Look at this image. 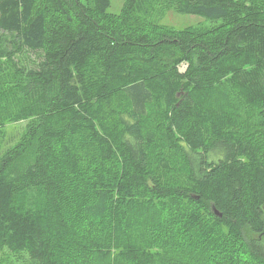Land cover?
<instances>
[{
	"label": "trees",
	"instance_id": "16d2710c",
	"mask_svg": "<svg viewBox=\"0 0 264 264\" xmlns=\"http://www.w3.org/2000/svg\"><path fill=\"white\" fill-rule=\"evenodd\" d=\"M173 1L182 14L230 24L214 36L139 29L148 4ZM126 2L123 30L103 21L111 0H0V86L12 52L45 53L14 88L15 116L37 119L0 163V252L26 254L32 264H99L108 242L117 241L104 229L112 211L144 217L174 202L186 205L181 222L195 226L188 240L214 235L209 254L196 249L207 253L206 264H264V138L256 141L240 114L214 104L221 88L239 92L264 133V10L239 0ZM170 51L188 63L184 74L156 65ZM96 61L98 76L85 71ZM111 88L121 98L109 105ZM154 103L160 119L152 128ZM159 126L171 139L168 158L152 151L163 141ZM79 138L83 145L93 140L92 153L75 145ZM94 165L99 180L88 178ZM121 165L125 177L112 180ZM22 192L38 199H20ZM126 236L117 248L126 264H156L148 243Z\"/></svg>",
	"mask_w": 264,
	"mask_h": 264
},
{
	"label": "rangeland",
	"instance_id": "374dc122",
	"mask_svg": "<svg viewBox=\"0 0 264 264\" xmlns=\"http://www.w3.org/2000/svg\"><path fill=\"white\" fill-rule=\"evenodd\" d=\"M83 1L87 5H92V0ZM239 1L242 3V5H251L250 8H253V10L257 11L258 13L264 10V0ZM40 6H43V2L39 3L38 7ZM126 8V0H111V7L108 10L106 18H103V21L109 24V28H122L124 30L122 27V22ZM139 15V29L153 36L157 34L178 36L189 33L206 34L207 36L212 34L211 36H214L224 28H227L230 24V21L227 20L212 21L204 19L200 16L182 14L177 10L175 1L169 2L165 7L157 4H148V6H146L145 12H141ZM10 55L12 67L1 82L3 84L0 86V163L9 149L18 146L22 140L23 142L25 141L28 133L30 132L32 124L35 123L37 119V117L32 118L25 116L19 113V111L17 112L19 117L15 116V107L18 103V99L15 96L14 88L16 85L17 90L19 83L22 81L20 73H23L26 70L39 69L45 60L44 52H32L25 48H20L19 50L12 52ZM166 64L170 65L172 68L176 67L182 74H184L189 67L185 59L178 55L176 51H170L165 56V58H163L159 63H156L158 67H165ZM137 67L140 69H145L147 64L138 62ZM150 68H152V66H150ZM93 70H95L96 76L100 74V64L97 61L92 62L85 67V71L87 72H93ZM110 90L113 92L111 96L115 97V100H109V105L121 98L117 92L118 88H111ZM214 104L216 106L231 108L233 111L240 114L239 116L245 122V133L254 136L256 141H260L264 138V133L260 131L261 127L256 111L254 108L248 106L245 103L239 92L231 89L221 88V92L218 93L217 97L214 98ZM156 106L157 103H154V105L149 107V113L151 115L150 124H152V128L157 126V120L160 119L159 116H155L159 114V109ZM111 109L112 108H108L109 111H106L107 114L105 115V121L109 118L108 113L111 112ZM101 127L103 126L100 123L98 126L99 131H101ZM158 128V136H161L163 141L159 142L152 151L156 155L157 159L164 157L168 158V156L171 155V139L168 135L167 137L165 134H161L160 126ZM75 141V145L78 146V148L82 145L83 147L89 149V154L93 152V140L91 144L87 145L81 144V138ZM31 152L34 151L31 150ZM32 157L33 155L29 156L28 158L32 159ZM121 166L123 167V165ZM94 167L95 168H93V170L95 174H90L88 178L90 180H99L102 174H100L98 170V165H94ZM116 172L117 170L112 173V180L118 178L122 180L121 177H125L126 175V170L124 167L118 169V174ZM96 175L99 177L97 178ZM171 177L174 179L173 182L178 183V180L181 181V179H179L182 177L181 172L178 171L175 174H172ZM19 198L38 199L36 195H29L25 192L20 193ZM141 205L146 204L144 202ZM169 206L170 208L166 209H163L162 206H159L155 214L154 210L149 211L150 214H148V216L145 215L144 217L138 213H130L126 218L123 217L121 213L116 214V211L115 213L112 211L111 215H108L107 219L105 220V222L107 221V226L104 229H106L107 233L108 231L111 232V235L113 234L117 241L108 242V247L103 249L101 252L99 264H126V262L121 258L122 251L117 249L120 248L118 244L120 238L124 239V234L127 235L126 238L130 239H133L134 234L139 235L134 237H138L144 244L148 243L150 245L149 249L152 259H155L156 264L165 260L166 257L175 264H181L183 262L191 264H206L208 257L207 253L209 254L210 248L213 245H216L213 241L214 235L211 233H207V235L200 233L196 235L193 241L189 235L190 240H188L186 238L187 234H190L188 231L194 229L195 226L192 225V223L181 222L183 217L182 214L186 210V205H183V203L175 204L174 202H170ZM208 223L211 225V222ZM203 227L206 229L204 225ZM213 228L216 230L217 234L215 235L217 236L219 234V230H217V227ZM224 231L225 230L222 229L221 233L224 234ZM155 235L156 237H159L160 241H157V239H152ZM168 235L170 238L164 239ZM152 243H157L159 247H152ZM196 249H199L201 252L205 250L207 252L205 257L202 255L203 252H198ZM0 264H32V262L26 254L23 256H15L5 249L0 252Z\"/></svg>",
	"mask_w": 264,
	"mask_h": 264
},
{
	"label": "water",
	"instance_id": "95a60500",
	"mask_svg": "<svg viewBox=\"0 0 264 264\" xmlns=\"http://www.w3.org/2000/svg\"><path fill=\"white\" fill-rule=\"evenodd\" d=\"M199 197H197L198 199ZM213 210L215 211V214L218 215L219 217H222V214L216 210L215 206H213Z\"/></svg>",
	"mask_w": 264,
	"mask_h": 264
}]
</instances>
